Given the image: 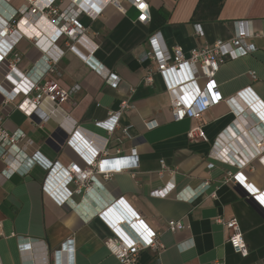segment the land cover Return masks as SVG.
Listing matches in <instances>:
<instances>
[{
	"label": "crops",
	"instance_id": "obj_1",
	"mask_svg": "<svg viewBox=\"0 0 264 264\" xmlns=\"http://www.w3.org/2000/svg\"><path fill=\"white\" fill-rule=\"evenodd\" d=\"M147 1L152 16L164 18L161 25H154L152 19L138 21V12L128 0H120L125 11L113 3L103 7L102 0L54 2L61 10L73 2L84 9L78 19L99 44L95 62L120 78L114 86L93 68V62L68 49L66 36H55L56 26L45 17L50 14L48 9L34 14L31 0H0V26L6 15L16 10L22 34L14 43V51L21 56L15 71L9 72L6 62L0 66V84L7 80L6 89L15 92L8 100L0 89V125L10 132H24L20 145L27 155L39 151L63 167H88L84 153L89 155L90 143L100 144L102 137L108 138V163L118 149L128 155L132 148L137 149L139 161L137 169L114 173L108 179L95 172L99 184L86 192L85 184L68 183L62 177L54 178L56 183L52 181V189L47 190L44 184L49 170L29 160L7 177L2 173L6 164L0 158V264H65L63 255L59 257L56 251L67 239L74 240V264H122L109 252L105 240L112 233L97 214L99 201L106 198H124L140 219L159 233L163 248L142 249L136 264H264V201L252 200L243 195L240 183L227 181L230 173L240 171L250 183L251 193L264 190V151L249 163L244 156V151L253 149L250 143L264 137V0ZM95 10L98 14L93 18ZM237 20L252 21L258 35L251 41L257 50L221 65L216 81L224 99L205 111L202 120L188 117L176 121L161 74H154L152 84L144 80L146 71L156 65L147 55L149 36L161 31L169 47L179 46L188 56L194 47L231 39ZM196 23L203 28L202 36L195 32ZM55 45L64 55L50 60L51 70L43 79L55 80L67 90L79 88L63 102H50L41 95L39 109L29 114L30 108L21 105L37 93L31 89V77L25 74L42 66L43 55ZM6 60L12 61V54ZM199 84L203 86L205 79H199ZM230 98L232 103L227 101ZM122 101L129 107L109 134L97 123L118 111ZM6 103L11 112L3 116ZM145 121L157 125L150 129ZM197 125L205 138L189 136ZM73 128L84 136L74 140ZM210 162L213 168L208 167ZM204 181H209L210 187L195 200L176 197L177 191L186 188L187 195ZM171 182L176 188L168 196L150 194ZM79 186L81 193L72 194L65 204L58 203V189L69 192ZM218 218L238 219L248 255L234 250L228 230ZM172 219L181 220L185 228L170 231L168 222Z\"/></svg>",
	"mask_w": 264,
	"mask_h": 264
},
{
	"label": "built area",
	"instance_id": "obj_2",
	"mask_svg": "<svg viewBox=\"0 0 264 264\" xmlns=\"http://www.w3.org/2000/svg\"><path fill=\"white\" fill-rule=\"evenodd\" d=\"M40 1V2H39ZM56 0H31L33 6L30 9L32 13L43 12L45 9L49 10L50 14L45 17L50 18L52 23L56 26L54 34L56 37L61 35L66 36V45L69 50L79 55L84 61L91 63L93 68L101 73L106 81L116 86L120 78L110 71H104L95 62V52L99 48V44L93 40L87 33V28L79 21L78 16L84 10L74 2L70 3L64 9H60L54 5ZM103 7L108 3L116 4L125 11V7L121 5L120 0H102ZM134 5L138 12L137 20L143 23H148L152 19L150 4L147 0H128ZM143 5L144 7H141ZM13 10V9H12ZM27 10L22 8L24 12ZM16 10L10 11L0 26V66L7 63L9 72L16 69V63L20 60L19 53L14 51V43L17 42L22 34L19 32V22L16 21ZM98 11H92L91 15L95 18ZM49 20V22L51 21ZM195 32L203 35V28L200 23L194 24ZM258 33L252 27L250 20H237L234 21L233 37L229 40L218 39L213 44H206L200 47H194L189 55H185L183 49L179 46L169 47L163 39L161 31L153 32L148 38L149 50L147 51L148 57L155 62V67L146 71L144 80L146 83L152 84L154 81V74L159 73L164 79L167 91L170 96V106L173 117L176 121H181L185 118H193L202 120L203 114L209 108L213 107L221 100L223 95L219 90L216 81V74L222 64L228 60L237 59L244 55L253 53L257 50V46L251 40L256 37ZM16 39L14 42L5 43L7 39ZM9 41V40H8ZM2 45V47H1ZM13 56V60L7 61L8 55ZM64 55V50L58 46H54L46 51L43 55L42 66H34L28 71L25 76L31 77V89L37 93L35 97L26 99L21 107H28L29 114L35 113L40 107L42 100L41 95H44L46 100L50 102H63L67 100L74 90L79 86L74 87L72 90L63 88L55 80H44L43 76L51 70L50 60L57 61ZM34 73V74H33ZM204 78L205 84H199V79ZM4 83L0 84V89L5 91L7 99H12L15 92L8 91ZM15 91V90H14ZM234 99L230 98L227 101L232 103ZM261 102V101H260ZM129 107L127 101H122L121 107L118 111L110 114L109 118L104 122H98V125L104 126L109 134H112L119 126V118L124 109ZM264 109V108H263ZM2 115L7 116L11 112L7 103L2 109ZM147 128H153L157 125L154 121H145ZM124 132L128 134V128L125 127ZM74 131H71V133ZM70 133V134H71ZM189 136L191 138L200 137L205 138L201 125H197L190 129ZM70 136V135H69ZM74 140L83 137V132L79 129L71 135ZM25 138L22 130L10 132L0 125V158L6 164L2 173L11 177L15 172L19 171L26 160L33 164H41L47 168L48 175L44 187L52 189V183L56 181L54 178L62 177L68 183L85 184V191L91 192L96 184H99L95 172L102 174L106 179L111 177L114 173H119L125 170H133L139 167L138 151L132 148L128 155H125L121 149L117 150L115 156L111 161L107 162V142L108 138L102 137L100 144L90 143L92 146L89 155L85 154V158L89 163L88 167L82 169L75 164L68 167H63L58 162L53 163L44 157L39 151H35L31 155L25 153V148L20 145L21 141ZM86 142L85 139H80ZM89 142V141H88ZM252 151L245 152V163H249L255 156H260L264 151V137L262 136L255 143H250ZM264 158V156H261ZM233 161H237L233 159ZM163 168H166L162 160ZM110 164V166L108 165ZM209 168L214 167V163L208 164ZM59 180V179H58ZM227 181H234L243 184L247 189L250 183H247V178L240 171L237 173H230ZM52 184V185H51ZM210 187L209 181H204L200 187L191 190L185 195L187 189H182L176 192L178 199L193 201L204 193ZM176 188V183L171 182L163 187L153 189L150 194L156 197H166ZM250 189V188H249ZM81 187H77L69 192L59 190L57 191V201L60 204H65L71 200L74 193H81ZM254 196L264 201V190L257 191ZM80 205V203L78 204ZM97 214L101 217L111 230L110 235L105 244L109 252L114 255L122 264H136L139 253L144 248L160 249L159 233L152 229L139 215L134 212L124 198L115 200L114 198H106L99 201ZM84 208L88 210L86 204ZM218 221L223 223L228 230V241L231 243L234 250L242 255H248L249 247L244 239L241 226L238 219L233 218L225 221L223 218H218ZM126 225L129 231L124 227ZM185 228V224L181 220H170L168 222V229L170 231H178ZM0 235H3V227L0 223ZM73 239H67L61 244L56 254L59 257L63 255V263L74 264L75 262V247L73 246ZM163 248V246H162ZM65 261V262H64ZM215 264H222L220 261Z\"/></svg>",
	"mask_w": 264,
	"mask_h": 264
},
{
	"label": "trees",
	"instance_id": "obj_3",
	"mask_svg": "<svg viewBox=\"0 0 264 264\" xmlns=\"http://www.w3.org/2000/svg\"><path fill=\"white\" fill-rule=\"evenodd\" d=\"M164 21V18H162V16H152V22L154 23V25H161Z\"/></svg>",
	"mask_w": 264,
	"mask_h": 264
},
{
	"label": "water",
	"instance_id": "obj_4",
	"mask_svg": "<svg viewBox=\"0 0 264 264\" xmlns=\"http://www.w3.org/2000/svg\"><path fill=\"white\" fill-rule=\"evenodd\" d=\"M65 136L67 137L68 135H65ZM240 186H241V190L244 191L243 195L248 196L252 200H256L255 197L253 195H251V193L248 190L245 189V187H243L241 184H240Z\"/></svg>",
	"mask_w": 264,
	"mask_h": 264
},
{
	"label": "bare ground",
	"instance_id": "obj_5",
	"mask_svg": "<svg viewBox=\"0 0 264 264\" xmlns=\"http://www.w3.org/2000/svg\"><path fill=\"white\" fill-rule=\"evenodd\" d=\"M259 102V101H257ZM261 108V106H258V109ZM261 116V115H260ZM264 117V116H263ZM60 190V189H59ZM62 191H65V189H62ZM98 203V201H96Z\"/></svg>",
	"mask_w": 264,
	"mask_h": 264
},
{
	"label": "clouds",
	"instance_id": "obj_6",
	"mask_svg": "<svg viewBox=\"0 0 264 264\" xmlns=\"http://www.w3.org/2000/svg\"><path fill=\"white\" fill-rule=\"evenodd\" d=\"M248 190V189H247ZM249 191V190H248ZM250 192V191H249ZM251 193V192H250ZM251 195H253L254 196V193H251ZM255 197V196H254ZM256 198V197H255ZM257 199V198H256Z\"/></svg>",
	"mask_w": 264,
	"mask_h": 264
},
{
	"label": "snow or ice",
	"instance_id": "obj_7",
	"mask_svg": "<svg viewBox=\"0 0 264 264\" xmlns=\"http://www.w3.org/2000/svg\"><path fill=\"white\" fill-rule=\"evenodd\" d=\"M141 7H144L143 5H141Z\"/></svg>",
	"mask_w": 264,
	"mask_h": 264
}]
</instances>
